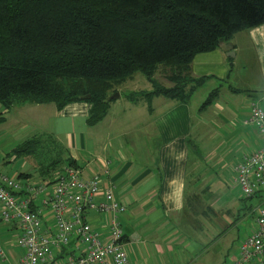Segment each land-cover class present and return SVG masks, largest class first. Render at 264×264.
<instances>
[{
    "label": "trees",
    "instance_id": "1",
    "mask_svg": "<svg viewBox=\"0 0 264 264\" xmlns=\"http://www.w3.org/2000/svg\"><path fill=\"white\" fill-rule=\"evenodd\" d=\"M262 23L264 0H0V106L52 103L61 111L83 100L92 125L108 110L104 99L136 72L151 90L129 91L126 99H144L149 109L153 95L187 103L207 78L191 75L192 57ZM157 69L168 85L153 77ZM54 137L34 134L11 152L35 157L37 178L51 182L74 162Z\"/></svg>",
    "mask_w": 264,
    "mask_h": 264
},
{
    "label": "crops",
    "instance_id": "2",
    "mask_svg": "<svg viewBox=\"0 0 264 264\" xmlns=\"http://www.w3.org/2000/svg\"><path fill=\"white\" fill-rule=\"evenodd\" d=\"M241 32L243 47L249 52L236 51L234 40L231 38L234 50L232 57L240 53L246 65L251 64V67H254L252 69L257 72L260 81L258 89L261 90L260 103H263L264 110V23L242 29ZM225 54L218 47L211 52L195 54L191 60V75L197 78L207 76L204 81L212 77L222 82L229 79L234 61ZM230 89L232 94L237 95L239 92L235 87ZM218 93L213 98V103L209 104L212 106V121L218 120V124L212 123V138L221 133L227 137L228 132L231 137L236 135L252 142L256 128L246 122L250 112L238 123L239 117L234 115L237 100H234L236 103L233 105L224 108L223 103L217 99ZM123 99L132 107L141 106L139 122L143 125L146 122L144 133L141 135L146 138V142H143L145 146L142 144L139 150L136 142L132 140L131 143H126L114 129L107 127L93 129V126L100 125L101 122L103 124L110 122L111 125L115 122L117 109L115 101L112 104V101L109 102L103 118L92 124V127L86 125L88 110L91 107L88 102L83 100L69 102L61 111L55 107L53 114L55 122L51 126L53 129L51 133L53 135L64 133L62 141L59 142L66 148L65 154L73 159L72 166L80 169L82 177L89 179L96 176L100 180L98 199L102 200L103 191L109 188L115 196L114 199L125 205L126 209L121 214L125 225L123 223L121 227L125 235V251L129 264H212V195L222 189L223 184L217 175L215 179L213 178L209 162L206 161V165H203L195 158H190L189 149V137L192 132L199 129L198 134L201 137L211 131L212 127L202 121L199 123L196 119L199 113H191L188 110L190 97L186 103L153 95L149 101L150 109L144 99L136 101L125 97ZM132 107L129 108L133 111ZM203 108L199 107V110ZM216 125L224 131L216 132L218 131ZM54 136L56 137V134ZM262 141L263 136L253 142V150ZM75 150L81 152L80 165L78 156L73 153ZM181 153L184 155L178 163L174 157ZM178 169L182 170L183 184L177 183L173 186L178 192L182 188L183 202L182 206H173L167 194L170 191V181ZM19 173L31 174L24 171ZM20 179L25 184H39L43 181L40 178L32 179V174ZM48 191L49 187L39 196H34L31 207L40 212V218L46 226H52L51 210L41 203ZM252 198L261 201L264 198V188L259 189ZM109 216V213L100 214L93 210L84 213V218L100 231L102 236L107 234ZM200 218L203 219V223L199 221ZM18 226L16 223L0 222V247L5 250L0 264H17L18 257L23 252V249L14 243L19 233Z\"/></svg>",
    "mask_w": 264,
    "mask_h": 264
},
{
    "label": "rangeland",
    "instance_id": "3",
    "mask_svg": "<svg viewBox=\"0 0 264 264\" xmlns=\"http://www.w3.org/2000/svg\"><path fill=\"white\" fill-rule=\"evenodd\" d=\"M241 34L242 32L240 30L235 32L232 37L235 47L237 48L236 51L249 52L243 47L244 40ZM231 42L232 41H230V43ZM231 60L234 61V65L229 73L230 78L224 82L220 79H213V77L203 81L193 94H191L187 107L191 113H199V115L196 116L199 123L202 121V123L210 124V127H212L211 131H208L201 137L198 134L199 129H196L191 133V136L189 137V149L191 151L190 158H195V160H198L203 165H206V163L209 162V166L212 168L211 174L213 178L215 179V175H217L218 180H221L223 184L222 189L217 190L216 193L212 195V264H232L231 261L238 251V245L252 229V220L254 219L253 211L258 205H260L259 199L252 197L245 198L239 190V187L232 183L234 177L232 168L240 163V158L244 154L253 151V142L257 139H261L262 136L254 129L256 132L254 133L255 137L252 139V142L249 141L250 144L248 140L241 139L240 136L232 135L231 137V134L228 132L227 137L222 136L223 133H221V135L212 138V123L218 124V120L215 119L212 121V106L209 105L199 110L205 97L211 93L215 87L220 88V93H218L217 99L223 103L224 108L233 105L236 103L234 100H237V109L234 110V115L239 117L237 119L238 123L240 122V119L247 116V113L250 112L249 105L252 101L258 102V105L262 109L263 103H260L261 90L258 89L260 81L258 80L257 72L252 69L254 67H251V64L247 66L242 56H240V53L236 55V57L231 56ZM160 70L161 69H157L154 72L153 77L159 81L160 85H168L169 83L167 79L164 78ZM230 86L239 90L237 95H235V93L232 94L233 92L230 91ZM138 90L149 91L151 90V85L141 73L136 72L116 88L119 97L111 100V104L115 101L114 104L117 105L115 122L112 125L110 122H104L106 124L101 122L100 125L93 126V129H95V127L102 129L103 127H107V129L109 128L111 130L114 129L118 132L122 140L126 141V143H131L132 140L136 142L137 150L141 149L143 142H146V138L141 136L144 133L143 130L146 122L144 125L139 122V114L142 111L140 109L141 106H133V109L131 104L126 102L123 98L129 91L136 92ZM129 107H132L133 111L130 110ZM54 111L55 106L52 103H48L47 105H33V103L27 102L23 104L16 103L10 106V109L5 111L4 108L0 106V114L4 117L3 122L0 123V172L6 174L11 179H16V173L23 171L24 173L31 172L32 179L37 178L38 173H36L37 170H35V163H37L36 158L33 156H15L11 151L16 144L27 137L45 132H47V134L51 133V130H53L51 129V126L55 122L53 115ZM196 119H194V121H197ZM138 123H140V126ZM88 126L92 127V125ZM216 126L218 130L216 132L220 133L224 131L223 128H219V125ZM55 134L56 137L54 138L61 142L64 133ZM217 137L218 139H216ZM147 142L150 143L148 139ZM143 146H145V143ZM73 153L75 156H78V164L80 165V161H82L81 152L75 150ZM22 163L23 165L21 166ZM18 180L23 183V180ZM120 217L122 218L121 215ZM199 221L203 223L202 218H200ZM123 223L124 221H122L121 226H123ZM207 234L209 233L207 232Z\"/></svg>",
    "mask_w": 264,
    "mask_h": 264
},
{
    "label": "built area",
    "instance_id": "4",
    "mask_svg": "<svg viewBox=\"0 0 264 264\" xmlns=\"http://www.w3.org/2000/svg\"><path fill=\"white\" fill-rule=\"evenodd\" d=\"M258 104L251 102L246 122L264 138V110ZM234 173L233 183L245 198L264 188V141L242 156ZM99 181L96 176L82 177L73 166H63L51 182L39 184H24L0 172V222L19 225L14 243L23 252L17 264H129L120 217L126 207L109 188L98 199ZM48 187L41 203L51 210L52 226H46L31 207L32 198ZM87 210L109 213L106 235L84 218ZM253 212L252 229L238 245L232 264H264V198ZM4 252L0 247V260Z\"/></svg>",
    "mask_w": 264,
    "mask_h": 264
},
{
    "label": "clouds",
    "instance_id": "5",
    "mask_svg": "<svg viewBox=\"0 0 264 264\" xmlns=\"http://www.w3.org/2000/svg\"><path fill=\"white\" fill-rule=\"evenodd\" d=\"M183 153H181L179 156H176L174 158L177 159V162L179 163V160L183 157ZM182 170L178 169L177 173L173 176L172 180L170 181V191L168 192V197L171 201V203L173 204V206H182V202H183V190L182 188L179 190H177L176 187H174V184H183V177H182Z\"/></svg>",
    "mask_w": 264,
    "mask_h": 264
},
{
    "label": "water",
    "instance_id": "6",
    "mask_svg": "<svg viewBox=\"0 0 264 264\" xmlns=\"http://www.w3.org/2000/svg\"><path fill=\"white\" fill-rule=\"evenodd\" d=\"M219 49H221L222 51H224L226 54V56H233L234 55V51H233V48H232V45L230 43V41L228 42H225L223 41V43H218V46H217ZM88 97H90L89 94H87L86 96H83L81 99H84L86 100ZM116 97H119V94L116 92L114 94H111V96H108L104 99V101H110L111 99H114Z\"/></svg>",
    "mask_w": 264,
    "mask_h": 264
}]
</instances>
